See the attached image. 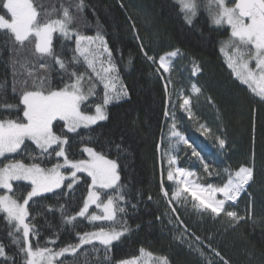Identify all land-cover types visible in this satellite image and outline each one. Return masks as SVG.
I'll use <instances>...</instances> for the list:
<instances>
[{
  "label": "trees",
  "instance_id": "obj_1",
  "mask_svg": "<svg viewBox=\"0 0 264 264\" xmlns=\"http://www.w3.org/2000/svg\"><path fill=\"white\" fill-rule=\"evenodd\" d=\"M35 2L43 6L42 12L53 13L51 17H44L47 19L57 18L62 6L74 8L79 0ZM83 2V13L73 12L72 28L82 35H95L100 27L112 50L120 82L129 95L107 106L106 120L89 128L81 127L77 133H69L63 122L57 120L53 131L67 136L69 144L65 148L70 160L87 159V153L83 152L86 146L117 160L119 191L125 196L120 206L125 211L117 214L115 225L106 221L91 222L79 216L68 223L65 217L76 216L83 207L91 177L87 173H77L78 180L69 189L71 170L61 169L68 177L61 187L29 201L27 222L34 226V231L28 240L33 249L39 246L59 251L78 244V234L97 231L100 227L121 230L126 222L129 230L118 241H113L108 253L111 260L104 264H119L137 249L166 257L169 264H224L225 261L228 264H264V99L252 93L228 67L221 43L228 39L230 29L211 23L205 8L207 0H198V15L191 24L186 22L179 0ZM5 13L0 4V15ZM53 48L71 65L74 40L66 41L54 33ZM174 50H179L180 54L171 72L168 75L160 73L157 60ZM145 52L156 62L147 59ZM40 63L48 66L47 71L40 69ZM85 67L81 64L76 70L84 72ZM194 67L198 68L195 73ZM72 70L69 67V71ZM29 71L34 73L32 77L28 76ZM40 76H47L48 85L54 89L69 81V76L52 58L41 59L34 54V44H26L21 49L13 44L10 34L0 32V105H20L18 110L0 112V118L22 116L23 83L27 81V90H34L33 80ZM193 85L200 89L198 93L193 91ZM103 96V84L96 82L95 95L82 104V110L94 114L95 105L102 103ZM183 97L190 100L191 116H186L180 107ZM170 119L179 123L180 131L192 147L177 150L172 146L168 138ZM194 125L200 130L194 129ZM201 125L210 130V134L202 133L205 131ZM217 137L225 140L223 149ZM22 148L24 151L18 155L7 154L0 158V166L21 159L26 164L39 163L45 168L63 163V158H56L51 149L50 156H42L40 149L30 141ZM192 148L200 153L202 161L190 155ZM168 153L178 158L181 168L195 171L206 178L205 183L216 186L227 179L225 169L254 167V178L238 202L226 206V210L236 211L245 219L235 223L224 213L215 216L209 211H198L185 200L170 204L162 192L163 187L172 193L164 183L162 170V164L167 165ZM30 156L37 159L33 161ZM204 163L208 164L211 175L205 172ZM30 190V183L26 181L13 182L12 194L21 202ZM100 191L104 201L115 195L111 190ZM101 211L94 205L86 216L100 215ZM171 221L176 224L179 221L181 233L187 238L179 239ZM13 232L14 222L10 225L5 214L0 213V245L5 250L0 264H26V254L21 251L25 247L22 232H15V236L21 238L19 243H14L9 235ZM50 240L55 243H49ZM94 246L98 252L91 251L93 245H85L77 254L66 253L56 263L98 264L103 260L104 248L98 241H94Z\"/></svg>",
  "mask_w": 264,
  "mask_h": 264
},
{
  "label": "snow or ice",
  "instance_id": "obj_2",
  "mask_svg": "<svg viewBox=\"0 0 264 264\" xmlns=\"http://www.w3.org/2000/svg\"><path fill=\"white\" fill-rule=\"evenodd\" d=\"M0 4L6 10L4 15H0V32L10 34L13 44L21 49L26 44H34L35 55L41 59L52 58L53 62L69 76V81L63 87L55 89L48 85L47 76H40L33 80L34 90H27L28 84L24 81L25 90L20 98V104L23 106L22 116L0 118V158H5L7 154H20L24 151L22 146L26 141L34 143L40 149L42 156H50L51 149L56 158H63V163H56L49 168L42 167L39 163L26 164L22 159L10 160L0 166V189L4 190V194H0V213L5 214V219L10 225L14 222L15 232H22L25 247L21 248V251L26 254V264H55L57 258L63 257L66 253L75 255L85 245H93L91 251L98 252L99 249L94 246V241H98L103 246L105 253L103 260L98 264L109 262L111 257L108 253L113 241H118L129 230L126 222L121 230L115 227L107 230L100 227L97 231L78 234V244L68 245L56 251L39 246L33 249L28 237L34 231V226H31L27 219L30 200L42 193L60 188L68 179L61 169L71 170L72 183L67 185L69 189L78 180L77 173H87L91 177V185L83 207L76 216L65 217L68 223L79 216L86 217L91 222L106 221L115 225L117 214L124 213L125 209L120 206V202L125 200V196L119 191L121 186L117 160L109 159L103 152L87 146L83 148V152L88 155L87 159L70 160L65 148V145L69 144L67 136L57 135L53 131L54 121L57 120L63 122V127L69 133H77L81 127L89 128L98 121L107 119L106 108L110 103L128 97L126 88L122 86L117 88L119 70L113 61L112 50L108 47L100 27L97 28L95 35H82L72 28L75 20L73 12L82 14L84 11L83 0H79L74 8L62 6V11L57 18L47 19L44 17H51L53 13L42 12L43 6H38L35 0H0ZM179 4L186 22L191 24L193 18L198 15L200 7L198 0H179ZM205 8L213 25L227 26L230 29L228 39L221 43V52L227 58L228 67L252 93L264 99V0H207ZM54 33H58L66 41L74 40L75 48L72 50L71 65L55 52ZM141 48H143L142 45ZM144 54L147 59L156 62L154 57L148 56L146 52ZM179 54V50H174L161 55L157 70L170 71L171 60ZM81 64L86 66L84 72L76 70V66ZM39 67L46 71L48 68L44 63H40ZM69 67L73 70L69 71ZM196 71L198 68L194 67L193 72ZM33 75L32 71L28 72L29 77ZM96 82L103 83L104 96L102 103L95 105V113L89 114L82 110V104L90 96L95 95ZM192 88L194 92L200 91L196 85ZM13 92H15L14 85ZM189 105V98L183 97L180 107L188 110L191 116ZM19 108L20 105L14 104L0 105V112H12ZM165 115L168 113L166 112ZM201 128L205 133L210 134V130L204 125H201ZM170 138H175L177 145L183 143L192 147L188 139L178 131L175 122L171 125ZM217 139L219 147L223 149L225 140L218 137ZM89 140L91 141V138ZM56 148L59 150L57 151ZM167 155L169 166L167 180L174 182L176 187L171 197L163 187L162 192L170 203L179 202L182 198L186 201L187 194L191 193L193 206L198 211H210L216 216L224 213L230 221L235 223L245 219L236 211L226 210L225 205L229 202L234 204L240 194L246 190V186L254 178V167L241 166L235 171L225 169L227 179L221 185L208 184L205 187L194 178L196 177L194 172L174 167L177 164V158L170 153ZM192 155L201 161L203 159L195 148H192ZM30 159L34 161L37 157L30 156ZM203 168L209 175L212 174L209 172L208 164L204 163ZM15 181L30 182L31 190L27 192L22 202L12 194ZM100 190H111L115 195L108 196L104 201ZM217 194H221L223 198L217 199ZM91 205L101 209V214L93 213L86 216ZM15 232L9 235L13 237L14 243H19L21 238L16 237ZM196 239L199 240V237ZM49 243H55V241L50 240ZM140 252L142 256L145 255L144 249ZM215 254L219 255L218 252ZM4 255V247L0 245V257ZM85 255L88 253L85 252ZM147 255L151 257L150 253ZM119 264H138V258L123 260ZM158 264H169V261L166 257H160ZM224 264L228 262L225 261Z\"/></svg>",
  "mask_w": 264,
  "mask_h": 264
},
{
  "label": "rangeland",
  "instance_id": "obj_3",
  "mask_svg": "<svg viewBox=\"0 0 264 264\" xmlns=\"http://www.w3.org/2000/svg\"><path fill=\"white\" fill-rule=\"evenodd\" d=\"M178 57V56H177ZM177 57H175V58H173L172 60H171V69H172V65H173V62H174V60L177 58ZM158 62H159V59L157 60V66H158ZM98 67V69H99V65L97 66ZM158 69V68H157ZM171 69H170V71H168V72H165L163 69H160L159 70V72L161 73H164V74H169L170 72H171ZM103 84V83H102ZM124 87L123 85H122V83L120 82V78L118 79V81H117V88H120V87ZM181 102V104L183 103V99L180 101ZM189 109H190V105H189ZM182 110H183V112L185 113V114H187L186 116H188V114H189V111L188 110H185L184 108H182ZM173 122H176V121H174L173 119H170V121H169V128H170V130H171V125L173 124ZM176 124V128L178 129V131L181 133V134H183L181 131H180V129H179V127H178V125H179V123H175ZM195 127H194V129H198V130H200V128H198L196 125H194ZM203 130V129H202ZM202 133H205V132H203V131H201ZM169 142L172 144V146H174V148H176L177 150H180V148H189L188 147V145H185V144H183V143H180L179 145H177V141H176V139L175 138H170V132H169ZM190 155L192 156V157H194L193 155H192V151L190 150ZM166 167V168H165ZM163 166V164H162V170H163V174H164V183H165V185H167L168 184V186H169V188L171 189V192L175 189V187H176V185H175V183L174 182H170V181H168L167 180V172H168V170H169V166H168V161H167V165L166 166ZM174 167H180L179 165H178V158H177V164L174 166ZM250 167H252V166H250ZM181 168V167H180ZM165 169H166V171H165ZM184 169H186V168H184ZM186 170H188V171H191V172H194L195 174H196V177H194L195 179H197L198 180V182L201 184V185H203V186H207L208 184L207 183H205V180H206V178L205 177H201L200 175H198L195 171H193V170H190V169H186ZM166 172V173H165ZM63 174H64V172H62ZM27 182V181H26ZM251 182V181H250ZM28 183H30V182H28ZM250 184V183H249ZM213 186H216V185H213ZM248 186L249 185H247L246 186V189L248 188ZM165 190H166V188H165ZM244 193V191L240 194V196L242 195ZM0 194H4V190H2V189H0ZM239 196V197H240ZM169 197H171V194H169ZM239 197H238V199H239ZM201 198H203V197H201ZM223 197H222V195L221 194H217V199H222ZM168 199V198H167ZM181 200H184L183 198L181 199ZM168 201H169V199H168ZM187 202H190V203H192L193 204V197H192V195H191V193H188L187 194V200H186ZM173 202V201H172ZM172 202L170 203V204H172ZM228 204H232L231 202H229ZM233 205H235V204H233ZM94 205H91L90 207H89V211H88V213L90 212V209L93 207ZM226 206H227V204L225 205V208H226ZM210 212V211H209ZM87 213V214H88ZM86 214V215H87ZM96 215H99V214H97V213H95ZM222 214V213H221ZM216 216V215H215ZM171 224L174 226V230H175V232L176 233H178V236H179V239H183V238H187L183 233H181L182 231H181V224L179 223V221H178V223L177 224H179V225H177L176 223H174L173 221H171ZM179 226H180V229H179ZM183 227V226H182ZM185 230V229H184ZM187 232V231H186ZM140 250L141 249H137L136 251H134L131 255H129L127 258H125L124 260H129V259H132V258H138V264H158V258H160V256H156V255H154V254H152L151 252H149V251H147V250H144L145 251V255H141V252H140ZM148 253H150L151 254V257H149L147 254ZM216 253V252H215ZM214 253V254H215ZM219 256V255H218ZM60 258V257H59ZM59 258H57V259H59ZM55 264H58V263H56L55 262Z\"/></svg>",
  "mask_w": 264,
  "mask_h": 264
}]
</instances>
